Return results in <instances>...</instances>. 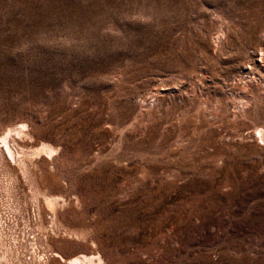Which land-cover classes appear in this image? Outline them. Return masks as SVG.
<instances>
[{
	"label": "rangeland",
	"instance_id": "obj_1",
	"mask_svg": "<svg viewBox=\"0 0 264 264\" xmlns=\"http://www.w3.org/2000/svg\"><path fill=\"white\" fill-rule=\"evenodd\" d=\"M258 128L264 0H0V138L30 178L0 181L60 225L30 243L0 193L25 261L264 264Z\"/></svg>",
	"mask_w": 264,
	"mask_h": 264
},
{
	"label": "bare ground",
	"instance_id": "obj_2",
	"mask_svg": "<svg viewBox=\"0 0 264 264\" xmlns=\"http://www.w3.org/2000/svg\"><path fill=\"white\" fill-rule=\"evenodd\" d=\"M18 128V127H17ZM20 128V127H19ZM15 129V128H14ZM13 129V131H15ZM259 129V128H258ZM10 130L9 131H7V133L5 134V136L4 137H1L0 139V168L1 169H3V170H5V171H7V169L6 168H8V167H14V166H16V167H14V169L15 168H17V170H15V171H18L19 172V174H21V177L24 179V175L26 174H23V170H21L18 166H21V164L22 163H19L20 161H19V158H20V156H19V154H17L16 153V149H14L11 145H10V142H9V140H8V138H9V134H10ZM257 132H258V136L260 137V139H264V130H262V129H259V130H257ZM26 133V132H25ZM3 134H4V132H3ZM13 136V135H12ZM16 136V135H15ZM30 138V137H29ZM30 139H32V138H30ZM14 141V140H13ZM19 141V140H18ZM264 141V140H263ZM17 142V141H16ZM14 146H15V144H14ZM41 147V146H40ZM49 147V146H48ZM46 149H48L46 146H42L41 147V150H44V151H46ZM19 149H17V151H18ZM50 150H51V148H50ZM49 151V150H48ZM54 151V150H53ZM43 152V151H42ZM51 152V151H50ZM19 153V152H18ZM23 153H25L24 151H23ZM35 153H36V151H35ZM27 154V153H26ZM33 154V153H32ZM39 154V153H38ZM22 155V154H21ZM31 156V155H30ZM25 157V156H24ZM30 158V157H29ZM20 160H21V158H20ZM22 162V161H21ZM26 162V161H25ZM37 164V163H36ZM24 165V163L22 164V166ZM26 165V164H25ZM23 167H25V166H23ZM19 168V169H18ZM32 169V168H31ZM4 171V172H5ZM13 171V170H12ZM28 171V170H27ZM30 171V170H29ZM32 171V170H31ZM8 172V171H7ZM25 172V171H24ZM0 173H1V171H0ZM9 173H10V171H9ZM30 173V172H29ZM32 173V172H31ZM43 173V172H42ZM7 174V173H6ZM18 174V173H17ZM14 175V174H13ZM27 175V174H26ZM37 175V174H36ZM3 176V175H2ZM5 176V175H4ZM3 176V177H4ZM9 176V175H8ZM28 176V175H27ZM1 177V176H0ZM5 177H7V175L5 176ZM2 178V177H1ZM12 178V177H11ZM11 178H9V179H11ZM28 178H29V176H28ZM4 179V178H3ZM1 180L2 181V183H0V193L2 192V193H5V195L3 196V197H6L7 199H8V201H9V203H10V201H14V206L16 207H14L15 209H13V210H15V211H13L14 212V214H17L18 213V217H20L21 219V222H22V218H24V220H26L27 221V219H25V217L27 216V214L29 213L30 214V217H31V219L33 220V224H34V230L32 231H30V239H31V241L32 242H30V243H33V244H36L37 242H38V240H40V239H43V240H46V238L48 237V236H54L55 235V231L57 230V228L58 229H60V227H58V226H60L58 223H57V221H54V220H57L56 218H55V215H56V212H55V208H54V206H53V203H52V201L48 198V195H47V197H46V195H44V194H42V192L38 189V187L37 188H33L35 191H36V193L34 194L33 193V190H32V188L31 187H29V196H31V204L32 205H30V210H29V212L27 211V209H26V207H25V212H24V214H23V212H19V211H21L20 210V200H18L16 197H14L13 195H15L14 193H13V195H11L12 193H11V189L13 188L12 186V182L10 181V180H8V178H7V180ZM6 179V178H5ZM18 179V178H17ZM16 179V180H17ZM26 179V178H25ZM30 179V178H29ZM46 180H47V178H45ZM45 179H44V181H45ZM32 180H33V178H32ZM36 180V179H35ZM55 180V179H54ZM0 181V182H1ZM4 181V182H3ZM25 182V181H24ZM30 182H32V183H34L33 181H30ZM46 182H48V181H46ZM22 183V182H21ZM20 183V184H21ZM36 183V182H35ZM50 183V182H49ZM53 183V182H52ZM15 185V184H14ZM19 185V184H18ZM27 185V184H26ZM10 186H11V189H10ZM34 186H36V185H34ZM20 188H21V186H20ZM12 192H15V191H12ZM28 194V193H27ZM17 195V194H16ZM15 195V196H16ZM39 195H41V196H44V197H42L43 198V200L42 201H44V204L46 205L45 206V210H47L48 212V214L47 215H49V217H51V220H50V224L49 225H47L46 227V229L47 230H45V228H44V226H43V224H45V223H43V222H41L42 220L41 219H43V218H41L42 217V215H43V213H41V210L42 209H40L41 207L39 206L40 205V203L38 204V199L40 198V196ZM2 196V195H1ZM2 197V198H3ZM26 197V196H25ZM1 198V199H2ZM5 198V199H6ZM2 201V200H1ZM0 201V202H1ZM4 201V200H3ZM40 201V200H39ZM6 202V201H5ZM8 203V204H9ZM1 204V203H0ZM3 204V203H2ZM11 206H13V205H11ZM1 207L2 208H4L2 205H1ZM0 207V208H1ZM8 207V206H7ZM40 207V208H39ZM6 208V207H5ZM11 208H13V207H10V204H9V207H8V209L10 210ZM8 210V211H9ZM12 211V210H11ZM27 211V212H26ZM7 212V211H6ZM10 213V212H9ZM5 213L4 212H0V264H35V263H33L32 262V260H33V256H30L29 257V260L31 259V261L29 262L28 260V262L27 261H25V256H26V254L27 253H29V251H28V247H27V237H29V234L27 235V234H25L26 233V230H25V228H23L26 224L23 222V227L21 226H19L20 228H18V225H15V224H11L12 225V227H13V229L11 230V226H10V223H9V221L10 220H12V222H13V217H12V215H11V219H9V221H8V223H9V225L7 224V218H6V215H4ZM13 214V213H12ZM8 215H10V214H8ZM7 215V216H8ZM14 216V215H13ZM29 217V216H28ZM55 218V219H54ZM19 219V218H18ZM14 220H15V217H14ZM20 220L18 221V222H20ZM23 220V221H24ZM45 220V219H44ZM25 221V222H26ZM15 222H17V221H15ZM18 222H17V224H18ZM48 222H49V220H48ZM55 224V225H54ZM31 226V225H30ZM55 226V227H54ZM56 228V229H55ZM16 229V230H15ZM14 230H15V232H14ZM28 230V229H27ZM13 232L15 233V234H13ZM13 234V235H12ZM33 234V235H32ZM65 235V234H64ZM49 238V237H48ZM58 238V237H57ZM53 239V238H52ZM8 240L9 241H11V243L10 242H8ZM49 240V239H48ZM43 243H44V241H42ZM8 243H10V244H8ZM11 244H12V246H11ZM31 247V246H30ZM42 247V246H41ZM43 247H44V245H43ZM45 249V248H44ZM37 250V249H36ZM28 251V252H27ZM47 252V251H46ZM32 253V252H31ZM34 253V252H33ZM30 254V253H29ZM38 254V253H37ZM32 255V254H31ZM34 255V254H33ZM54 255H55V257H56V255L58 256V253L57 252H54ZM36 256V255H35ZM35 256H34V259H35ZM53 256V255H52ZM60 256V255H59ZM79 257H81V256H79ZM91 258V257H90ZM100 258V257H99ZM27 259V258H26ZM36 260V259H35ZM81 260H84V261H87L88 259L86 258V257H82V259L81 258H72V259H69V260H63V261H65L66 262V264H80V261ZM34 261V260H33ZM38 261V260H37ZM102 261V260H101ZM35 262V261H34ZM42 262V261H41ZM94 262V261H93ZM36 264H40V262L38 261V262H36Z\"/></svg>",
	"mask_w": 264,
	"mask_h": 264
}]
</instances>
